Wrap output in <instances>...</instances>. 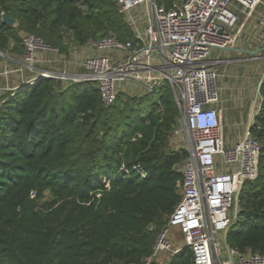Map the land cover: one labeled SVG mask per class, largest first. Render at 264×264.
<instances>
[{"label":"trees","instance_id":"16d2710c","mask_svg":"<svg viewBox=\"0 0 264 264\" xmlns=\"http://www.w3.org/2000/svg\"><path fill=\"white\" fill-rule=\"evenodd\" d=\"M26 35L64 59L105 36L134 42L115 0H0V52L21 59ZM259 97L249 128L260 146L257 174L238 194L225 242L264 255V80ZM177 118L166 86L119 91L110 105L92 82L38 79L5 93L0 264H144L180 199L188 152L171 147ZM166 264H193L192 253L182 248Z\"/></svg>","mask_w":264,"mask_h":264},{"label":"built area","instance_id":"2783aa9c","mask_svg":"<svg viewBox=\"0 0 264 264\" xmlns=\"http://www.w3.org/2000/svg\"><path fill=\"white\" fill-rule=\"evenodd\" d=\"M262 1L179 0L164 8L156 0H115L134 42L102 37L85 46L90 54L80 64L81 74L40 70L36 76L19 78L12 87L10 77L36 70L38 52L58 55L40 39L26 35L22 38L24 54L16 68L4 66L1 71L0 103L5 93L49 78L92 82L105 105L112 104L117 93L130 85L148 93L165 86L171 90L178 109L171 137L185 140L188 157L180 168L179 202L157 233L144 264L157 262L166 254L169 258L182 248L191 251L193 264H264V255L240 253L225 242L238 211V194L246 181L256 177L260 146L249 132L253 117L241 138L232 146L225 145L223 124L215 108L219 75L210 59L212 51L234 46L238 13L250 15ZM258 23L257 37L264 43V13ZM77 51L72 49V53ZM0 58L12 62L2 52ZM179 235L181 244L177 245L173 240Z\"/></svg>","mask_w":264,"mask_h":264},{"label":"crops","instance_id":"0c3cea01","mask_svg":"<svg viewBox=\"0 0 264 264\" xmlns=\"http://www.w3.org/2000/svg\"><path fill=\"white\" fill-rule=\"evenodd\" d=\"M262 13H264V0L262 1V4L259 5L250 15L241 12L238 13L237 28H239V38L237 40V48H231L230 51L242 56L236 57L232 60H234L236 63H250L259 61L258 65L256 66L261 67L263 65V68L262 72L260 73L259 80L257 81L256 89H254V96L251 97L252 99L250 98V93H248L243 86L231 84L230 86L222 88V85L219 84V101L215 105V108L220 114L222 123L225 122L223 123V127L230 124V121L233 120L236 113H239L240 111H243L247 108V110H249V114H251L250 112H255L258 106V102L260 100L259 84L264 80V43L260 42L257 37L259 32V16ZM79 51V59H81L80 63H76L78 60L76 58L77 55H74L75 53L71 52L68 56V60H70V62L67 67H65L64 63H61L60 61V59L63 58L62 56L49 51L38 52L36 55L37 63L35 66L37 68L33 71L32 76L38 75L40 70H49L58 73L64 72L68 75L81 74L83 70H78L77 66L81 64L85 56L90 54V51L86 47L79 48L78 53ZM64 60L67 61L66 59ZM211 60L213 61V59ZM250 117L251 115H248V121L250 120ZM224 142L226 146H232L237 141L233 144L227 143L226 141Z\"/></svg>","mask_w":264,"mask_h":264},{"label":"rangeland","instance_id":"374dc122","mask_svg":"<svg viewBox=\"0 0 264 264\" xmlns=\"http://www.w3.org/2000/svg\"><path fill=\"white\" fill-rule=\"evenodd\" d=\"M177 1H179V0H177ZM238 38H237V40H238ZM237 40L234 43V46L232 48H237ZM87 49H88V46H87ZM230 49H225V50H221V51H212V53L210 55V59H213V61H214V68L216 69V71L219 75L218 85L219 84L222 85V88L226 87V86H230L231 84H234V85L237 84L239 86H243L247 90V92L250 93L249 95L251 98L252 96H254V93H255L254 89H256L257 81L259 80V76H260V73L262 72L263 65L261 67L256 66V65H258L259 61L250 62V63H247V62L236 63L232 59L239 57V56H242V55H238L236 53H233L230 51ZM40 52H46V51H40ZM74 55H77L76 58L78 60L76 61V63H80V61H81V59H79L80 51H79V53L77 51ZM35 58L37 59V56ZM10 59L12 60V62H8V61L4 60L3 58H0V74H1V71L3 70L4 66H6L10 69L16 68V66L19 63L18 62L19 58L18 57L15 58L12 56V58H10ZM65 59L67 61L63 60V63H64V66L67 67L70 60H68V56H67V58L65 57ZM71 59H72V57H71ZM35 68H37V67H35ZM77 69L81 70L80 65L77 66ZM22 75L23 76L19 75V77L12 76L11 80L9 82L10 86H12V87L16 86V84L19 82V78H24L26 76H28L30 78L33 75V72L26 70L25 73H23ZM3 80H4L3 77H1V75H0V83H2ZM67 83H73V82H66V84ZM122 92L127 93V94H131V95L143 94L142 90H139V88L132 86V85L128 86ZM250 113L251 114H249V110H247V108H246L245 110L240 111L239 113L235 114L233 120L230 121V124L223 127L224 141H226L227 143L233 144L234 142H236L237 140H239L241 138L242 132H243V130L246 127L247 122H248V120H247L248 115H251V118L254 115L253 111ZM223 123H225V122H223ZM170 143H171V147L174 149L181 148V147L186 149V143H185V140L183 138H172ZM176 229L177 228H174L175 231H177ZM180 240H181V235L175 236L173 241L175 242V244L180 245L181 244ZM167 259H168V255L167 254H166V256L163 255V257L160 260H158L156 263L157 264H166Z\"/></svg>","mask_w":264,"mask_h":264},{"label":"water","instance_id":"95a60500","mask_svg":"<svg viewBox=\"0 0 264 264\" xmlns=\"http://www.w3.org/2000/svg\"><path fill=\"white\" fill-rule=\"evenodd\" d=\"M1 21H2V23L6 24L8 26H13L15 23V21L13 19L7 17L5 14L1 15ZM261 83L262 82H260L259 87H260Z\"/></svg>","mask_w":264,"mask_h":264}]
</instances>
